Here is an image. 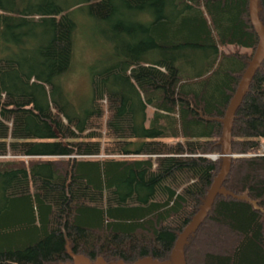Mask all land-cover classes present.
Segmentation results:
<instances>
[{
    "label": "trees",
    "instance_id": "trees-1",
    "mask_svg": "<svg viewBox=\"0 0 264 264\" xmlns=\"http://www.w3.org/2000/svg\"><path fill=\"white\" fill-rule=\"evenodd\" d=\"M249 4L0 0V155L27 156L0 160V264L173 261L222 167L208 156L223 153V118L259 40ZM257 8L264 26V0ZM76 9L107 47L80 104L62 79ZM256 71L233 117L228 175L184 245L187 264H264V61Z\"/></svg>",
    "mask_w": 264,
    "mask_h": 264
},
{
    "label": "water",
    "instance_id": "water-1",
    "mask_svg": "<svg viewBox=\"0 0 264 264\" xmlns=\"http://www.w3.org/2000/svg\"><path fill=\"white\" fill-rule=\"evenodd\" d=\"M258 0H250L249 9H250V19L254 25V29L256 34H258L259 40L257 43V48L255 50V53L252 56V61L249 63V65L245 69V73L242 76V79L238 83V87L236 89V92L233 94V98L231 100L230 105H228L226 117L223 118L224 123V129L222 130L223 135V142L222 148L223 153L221 155H211L212 159L221 158L222 159V167L219 170V174L216 176V178L212 181L211 187L209 189V193H207L205 201L203 205L199 208L198 213L190 219L188 222L185 230L181 232L178 236V241L175 244L174 251H175V258L173 261L165 260L160 263L157 261V259L150 258H142L137 260L135 264H187L185 263V250L184 245H186L187 240L189 239V236L192 234L193 231H196L198 229V226L200 225L203 218L207 217V215L210 212V207L214 204L215 196L217 193L221 190V184L222 181L227 177L229 167L231 166V158H233L234 153L231 148V142H232V129H233V117H235L236 109L239 104H241L243 100V95L245 91H247L249 87L250 81L254 78L256 74L257 68L262 64L264 61V26L262 24V21H260L258 15V8H257ZM245 200H249L253 205L257 208L256 202L252 200L250 197H246L245 195L242 196ZM82 258L84 262H87L88 259L83 258L82 256L78 257L76 260ZM75 260V261H76Z\"/></svg>",
    "mask_w": 264,
    "mask_h": 264
},
{
    "label": "rangeland",
    "instance_id": "rangeland-1",
    "mask_svg": "<svg viewBox=\"0 0 264 264\" xmlns=\"http://www.w3.org/2000/svg\"><path fill=\"white\" fill-rule=\"evenodd\" d=\"M76 25V34L73 37L74 41V47L72 48V54H73V60L71 61L70 70L67 72L63 79L64 81V90L69 94L71 97V100L76 101V104L83 103L86 97L90 96V85H91V78L89 77V70L92 60L97 56L98 52L100 51L103 53L106 50V46L104 44H101L99 40H97L95 36L94 29L92 28V23L90 17L86 16V14L80 10L76 9L74 11L73 15ZM221 52L225 53V55H228L229 53L236 52L238 49L233 46L229 47H220ZM242 52H249V50L241 49ZM79 103V104H80ZM148 117L151 118L152 108L147 109ZM175 142L174 140H171ZM210 154L208 157H211ZM79 158H83L79 155H73ZM99 156H105L104 154H101ZM109 156L116 157L117 159H120L127 155H117V154H111ZM146 156V155H145ZM142 156V157H145ZM27 156L25 155H18L16 152H13L12 150H8L7 153L3 156L0 155V160H3L4 162L7 161H16L18 162L20 159H27ZM132 157V156H129ZM210 237V236H208ZM229 237L225 236L224 239H228ZM210 239V240H209ZM206 245L208 244V247L215 248L219 245L214 244L213 238L210 237L206 240ZM210 242V243H209ZM205 246H200L199 249L204 248ZM198 256V257H197ZM200 256L196 254L195 261L200 262ZM74 264H92L91 262L87 261L84 262L82 258L76 260Z\"/></svg>",
    "mask_w": 264,
    "mask_h": 264
},
{
    "label": "built area",
    "instance_id": "built-area-1",
    "mask_svg": "<svg viewBox=\"0 0 264 264\" xmlns=\"http://www.w3.org/2000/svg\"><path fill=\"white\" fill-rule=\"evenodd\" d=\"M259 155H264V148L261 150V152L259 153Z\"/></svg>",
    "mask_w": 264,
    "mask_h": 264
}]
</instances>
